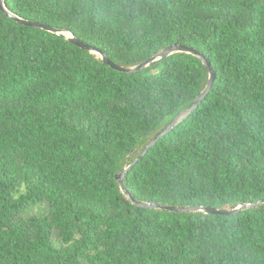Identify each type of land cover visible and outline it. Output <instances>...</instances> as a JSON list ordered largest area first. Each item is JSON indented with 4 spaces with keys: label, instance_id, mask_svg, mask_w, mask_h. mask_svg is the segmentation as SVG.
I'll return each instance as SVG.
<instances>
[{
    "label": "trees",
    "instance_id": "trees-1",
    "mask_svg": "<svg viewBox=\"0 0 264 264\" xmlns=\"http://www.w3.org/2000/svg\"><path fill=\"white\" fill-rule=\"evenodd\" d=\"M4 6L119 66L173 43L202 52L212 86L123 186L136 201L173 207L264 198V0ZM207 78L185 52L116 70L65 34L0 9V264H264V203L232 214L141 207L115 178Z\"/></svg>",
    "mask_w": 264,
    "mask_h": 264
},
{
    "label": "water",
    "instance_id": "water-1",
    "mask_svg": "<svg viewBox=\"0 0 264 264\" xmlns=\"http://www.w3.org/2000/svg\"><path fill=\"white\" fill-rule=\"evenodd\" d=\"M0 9L2 10V12L6 16H8L9 18H11L12 20L16 21L19 24L37 27V28H41L44 30L65 34L67 36V39L70 42H72L73 44L77 45L78 47H80L84 50H88L92 53L97 54L103 63L109 65L110 67H112L116 70L122 71V72H128L129 73V72H135V71L141 70L142 68L152 64V62L160 60V59L164 58L165 56H167L168 54H171L174 52H185V53L194 55L197 58H199L202 62V65L204 66V68L208 72V78H207V82H206L205 86L199 92V94L193 99V101L191 102V104L189 105L188 108H186V109L178 112L177 114H175V116L166 124V126L161 131L157 132L146 143L144 148L139 152V154L137 155V157L135 159H133L129 164H125V163L122 164L120 171L115 175L117 183H118L120 189L122 190L123 194H125L127 196V198H129L134 204L141 206V207H148V208L158 207L161 209H167V210H171V211H200V212L209 213V214H232V213L240 211L242 209L253 208L255 206H258V205L264 203V198H262L260 200L254 201V202H244V203L238 204L237 206H235L234 208H231V209H218V208H213L210 206H196V207L162 206V205H158L156 203L140 202V201L134 200L132 198V196L129 193H127L126 189L123 186L122 179H123V175L126 173V171L140 159V157L147 151V149L160 136L164 135L173 126H175L176 124L181 122V120H183L197 106L199 101L206 95V93L209 91L210 87L212 86V84L214 82V77H215L214 72L211 68L210 61L202 52L196 50L195 48H193L191 46L173 43V44H170V45L164 47L162 50H160L156 54H154L151 57L137 63L134 66H128V67L119 66V65L111 62V60L108 58V56L103 51H101L100 49H97L94 46H91L89 44H86V43L80 41L71 32H68L67 30H60V29L52 28L51 26H49L45 23H40V22H36V21H29V20H26L24 18H20V17L16 16L15 14L11 13L10 11H8L6 9V7L4 6V0H0Z\"/></svg>",
    "mask_w": 264,
    "mask_h": 264
},
{
    "label": "rangeland",
    "instance_id": "rangeland-1",
    "mask_svg": "<svg viewBox=\"0 0 264 264\" xmlns=\"http://www.w3.org/2000/svg\"><path fill=\"white\" fill-rule=\"evenodd\" d=\"M37 210L36 209H33L32 211H30L28 214H32V213H36Z\"/></svg>",
    "mask_w": 264,
    "mask_h": 264
}]
</instances>
